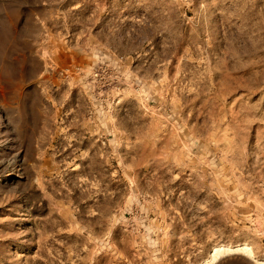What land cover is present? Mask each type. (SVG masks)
<instances>
[{"label":"rangeland","instance_id":"obj_1","mask_svg":"<svg viewBox=\"0 0 264 264\" xmlns=\"http://www.w3.org/2000/svg\"><path fill=\"white\" fill-rule=\"evenodd\" d=\"M240 243L264 261V0H0V264Z\"/></svg>","mask_w":264,"mask_h":264},{"label":"bare ground","instance_id":"obj_2","mask_svg":"<svg viewBox=\"0 0 264 264\" xmlns=\"http://www.w3.org/2000/svg\"><path fill=\"white\" fill-rule=\"evenodd\" d=\"M236 253L244 254L247 257L249 256V258L252 257L251 247L246 243H240L237 244L236 246L234 245L233 247H230V245L225 246L220 244L212 248L209 257L206 260H204L201 264H212L222 255L236 254ZM255 262L253 261V264H264V261L256 260Z\"/></svg>","mask_w":264,"mask_h":264},{"label":"water","instance_id":"obj_3","mask_svg":"<svg viewBox=\"0 0 264 264\" xmlns=\"http://www.w3.org/2000/svg\"><path fill=\"white\" fill-rule=\"evenodd\" d=\"M240 255V254H239ZM245 260V264H253V260L245 255H241Z\"/></svg>","mask_w":264,"mask_h":264}]
</instances>
